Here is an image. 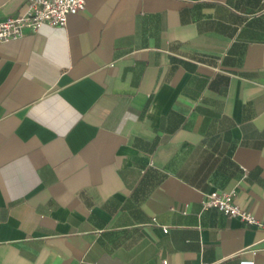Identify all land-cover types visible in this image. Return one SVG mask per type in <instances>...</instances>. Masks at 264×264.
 <instances>
[{
    "label": "crops",
    "instance_id": "crops-1",
    "mask_svg": "<svg viewBox=\"0 0 264 264\" xmlns=\"http://www.w3.org/2000/svg\"><path fill=\"white\" fill-rule=\"evenodd\" d=\"M24 2L0 0V18ZM230 189L256 223L202 208ZM252 255L264 264V0H86L0 42V264Z\"/></svg>",
    "mask_w": 264,
    "mask_h": 264
},
{
    "label": "built area",
    "instance_id": "built-area-1",
    "mask_svg": "<svg viewBox=\"0 0 264 264\" xmlns=\"http://www.w3.org/2000/svg\"><path fill=\"white\" fill-rule=\"evenodd\" d=\"M85 4L86 0H25L23 11L0 18V42L17 39L26 30L36 32L42 25L63 26L70 15L83 11ZM201 205L203 209L214 207L226 216H239L248 223H256L255 218L239 206L235 189L206 192ZM163 231H167V227ZM253 255L239 259L238 264H255ZM160 264H167L166 259H161Z\"/></svg>",
    "mask_w": 264,
    "mask_h": 264
}]
</instances>
